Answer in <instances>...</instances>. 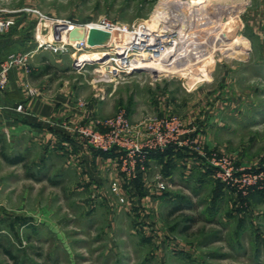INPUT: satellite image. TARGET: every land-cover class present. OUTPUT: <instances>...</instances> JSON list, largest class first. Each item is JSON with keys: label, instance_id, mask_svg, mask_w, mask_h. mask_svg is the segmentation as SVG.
<instances>
[{"label": "rangeland", "instance_id": "374dc122", "mask_svg": "<svg viewBox=\"0 0 264 264\" xmlns=\"http://www.w3.org/2000/svg\"><path fill=\"white\" fill-rule=\"evenodd\" d=\"M177 1L1 2L10 11L27 13L33 9L62 21L92 25L89 32H104L99 41L87 42L81 50L60 54L48 48L44 56L36 57L68 79L75 97L81 98L79 107L89 108L101 117L97 119L104 122L125 112L137 125L148 117L177 115L186 131L182 139L191 144L159 152L167 158L165 165L153 164L151 172L150 158L145 170L138 168L135 175L123 172L128 156L124 148L103 152L86 141L82 145L92 151L117 153V167L123 175L120 186L113 184L118 189L115 192H110V183L104 186L87 173L86 177L84 171L68 174L64 182L58 176L45 182L26 176L20 183L5 185L0 197L4 200L0 203V264H264V0L223 2L219 8L233 4L239 9L233 14L210 16L213 23L234 22V27L222 33L207 30V18L192 23L182 9H172L184 25L192 23L194 32L176 66H154L119 77L102 72L115 69L107 64L111 55L118 57L117 51L121 53L127 46H123L125 40L116 45L119 39L96 24L104 20L128 26L136 38L128 45V56L140 58L152 47L138 49L135 54L131 47L140 45H135L139 38L146 40L141 41L145 47L157 37L152 43L163 49L173 44L163 40L185 31L155 20L164 18L161 7ZM184 1L199 5L198 0ZM29 13L33 23L24 38L33 39L35 46L10 54L33 51L28 72L39 50L37 34L47 41L53 39L52 32H47L50 23L38 33L39 15ZM14 33L12 29L8 35ZM237 37L247 40L244 49L230 43ZM95 52L106 54L102 59L86 58ZM91 123L63 121L60 126L77 142L66 127ZM73 146L66 150L71 152ZM214 160L224 163L229 176H218L220 168ZM166 169L175 172L172 179ZM159 175L168 184L164 192L155 188ZM142 179L152 184L145 195L141 194Z\"/></svg>", "mask_w": 264, "mask_h": 264}, {"label": "crops", "instance_id": "0c3cea01", "mask_svg": "<svg viewBox=\"0 0 264 264\" xmlns=\"http://www.w3.org/2000/svg\"><path fill=\"white\" fill-rule=\"evenodd\" d=\"M2 7L6 8L4 4ZM3 14H11L17 24L13 28L16 34L0 36V65L20 48L28 46L33 49L35 46L33 39L24 38V34L32 28L33 16L29 12L14 10ZM44 50L35 51L34 67L29 72L21 67L13 68L8 88L0 91V197L5 185L20 183L22 177L43 179L45 182L58 176L64 182L70 173L77 171L78 175L84 171L86 177L89 175L104 186L110 183V192L118 191L113 184L117 182L120 186L123 174L117 167V153L92 151L75 142L60 126L63 121L79 125L101 117L89 108L79 107L81 98L75 97L68 79L61 72L56 73L47 61L36 57ZM30 89H37L38 94L31 95ZM20 104H24V112L17 111ZM70 145H74L73 150L68 152ZM156 155L148 162L150 170L153 164L163 166L167 162L165 155ZM177 158L175 160L178 161ZM22 169L25 171L23 176ZM42 172L44 175H39ZM166 173L172 179L175 172L166 169ZM141 185L144 189L141 194L145 195L152 184L142 179ZM0 203L4 204V200L0 199Z\"/></svg>", "mask_w": 264, "mask_h": 264}, {"label": "built area", "instance_id": "2783aa9c", "mask_svg": "<svg viewBox=\"0 0 264 264\" xmlns=\"http://www.w3.org/2000/svg\"><path fill=\"white\" fill-rule=\"evenodd\" d=\"M3 0H0V36L5 35L11 31L16 26V19L11 15H5L3 13H12V11L2 7ZM28 12L37 13L39 15V25L37 27L38 33H42L47 28H43L44 24L50 23L51 28L47 29V32H52L53 39L47 41L45 38H40L36 36V42L39 44V49H52L60 54L69 53L72 51H78L87 46L89 30L92 28V25H82L73 23L71 21H62L56 18L48 17L39 13L37 10L29 9ZM100 24H96L100 29L108 31L113 37L119 39V42H116V45L124 43L127 46L126 49H122L120 53L117 51V55H111V61L107 64L115 66V69L110 70L107 75L113 77H119L121 75H127L132 72H137L140 68L133 69L135 65V56H128L130 50L129 46L132 42L136 40L134 31H131L128 26L117 23H110L107 21H100ZM79 28L84 30L86 33V38L84 40L74 39L70 36V33L73 29ZM46 32V31H45ZM123 46H119L122 48ZM124 48V47H123ZM131 51L137 54L138 49L141 51L143 47L140 45L132 46ZM121 50V49H120ZM33 51L26 53L13 54L7 57L0 65V91H5L10 82V72L15 67H21L28 69V62L30 57H32ZM115 56V58H114ZM80 58V57H79ZM78 58V60H79ZM81 63L82 61H78ZM114 60V61H113ZM117 60L121 63H117ZM79 69L81 65L78 64ZM77 66V67H78ZM83 67V66H82ZM103 67V65H102ZM38 91L35 89H30V94L35 95ZM24 107L19 105L17 111L23 112ZM102 125L103 129L100 128ZM182 120L177 115H163V116H152L148 117L143 123L134 125L128 115L125 112L119 113L114 118H110L103 122L101 119H95L91 124H86L84 126L69 128L66 127L69 131L72 132L73 136H76L77 143L83 144L86 141L96 150L108 152L112 149H121L124 148L128 152L124 165V171L129 174H137L139 171H144V165L148 160H150L151 155L164 152L169 148H174L176 146L189 145L191 142L184 141L182 136L186 132L182 128ZM107 130V131H106ZM79 138H78V137ZM134 137H137L134 139ZM87 143V144H88ZM193 148L192 146H190ZM194 149V148H193ZM215 165L220 168L219 177L224 179L225 176H229V171L224 168L223 162L215 161ZM225 162V161H224ZM226 163V162H225ZM226 165V164H225ZM138 168L140 170L137 172ZM117 185V182L114 183V186ZM152 185L149 186V189ZM168 187V184L161 175L158 176V182L156 185V190L164 192Z\"/></svg>", "mask_w": 264, "mask_h": 264}, {"label": "bare ground", "instance_id": "6f19581e", "mask_svg": "<svg viewBox=\"0 0 264 264\" xmlns=\"http://www.w3.org/2000/svg\"><path fill=\"white\" fill-rule=\"evenodd\" d=\"M226 1H229V0H198L199 5L193 6L192 4L187 5L188 2H186L184 0H178L175 4L169 5V7H167V6L164 7L163 5H161L163 7H161V10H160L161 14L160 15H163L164 18L162 16H159L155 20L157 21V20L161 19L160 21H165V22H167V24L169 23L168 25L170 27L178 25V27H180V29H185V31L183 33H181L180 35H178L174 39L163 40V43H167V44L168 43L170 44V42L171 43L173 42L172 46L171 45H170V47L163 46V49L158 48L157 43H155V42L152 43V41L158 40L157 37H153V39H151L152 40L151 43L148 42V44L145 45V47L146 46L149 48L152 47V51H147V53H145L144 55L140 54L139 55L140 58H135L134 59L135 63H133V65H135V66L133 67V69H135V67L136 68L139 67L140 69H147V68H151L154 66H163V67L169 68L173 64L176 66V63L179 62L180 59H182V57L184 56V54L188 48L190 38L192 37V35L194 33L193 28H191L192 26H190V25H192V23H195V21L204 20L207 18L208 22L206 25L209 27V28H207V30L211 29V31H214L215 33L216 32L222 33L224 31L226 32V30L228 28L233 26V24H234L233 21H232L233 24H232V22H228V24L227 23L226 24H223V23L218 24V23L214 22L215 23L214 24L209 19L210 16H212V15L214 16V15H217L220 13L222 14L225 12H229V13L233 14V13L238 12L239 8L233 4L230 5L227 9L225 7H222V8L218 7V6H221V4L223 2H226ZM236 4H238V3H236ZM172 9H182L185 17H187L190 21H192V23L189 24L188 26L184 25L183 20L180 19V17L175 16V14H173V12H172ZM188 27H189V29H188ZM82 31H84V30H82ZM86 37L87 36L85 33L84 39ZM229 38H230V36H229ZM84 39H80V40H84ZM139 39H140L139 42L135 43V45L141 44V41H143V42L146 41L143 38H139ZM230 43L240 46V49H244L247 46L246 45L247 40L245 38H241V37H237L235 40L231 41ZM199 51H200V48H199ZM201 51H202V49H201ZM232 51H236V49H234V50L232 49ZM105 54H106L105 52L104 53H96L95 52V53H92L91 55H87V57L85 55V57L90 59V60H96L97 58L102 59L103 55H105ZM103 64H106V62H103ZM112 68H115V67H112ZM164 69H166V68H164ZM110 70H112V69H110ZM104 71L105 70H102V72H104ZM109 71H107V72H109Z\"/></svg>", "mask_w": 264, "mask_h": 264}, {"label": "water", "instance_id": "95a60500", "mask_svg": "<svg viewBox=\"0 0 264 264\" xmlns=\"http://www.w3.org/2000/svg\"><path fill=\"white\" fill-rule=\"evenodd\" d=\"M97 33V34H96ZM104 32L102 31H97V30H91L89 32V36H88V43L90 44H94L96 40L99 41L98 37H100L99 35L102 34ZM70 36L72 38H76V39H84L85 37V32L82 31L79 28H75L71 31Z\"/></svg>", "mask_w": 264, "mask_h": 264}, {"label": "trees", "instance_id": "16d2710c", "mask_svg": "<svg viewBox=\"0 0 264 264\" xmlns=\"http://www.w3.org/2000/svg\"><path fill=\"white\" fill-rule=\"evenodd\" d=\"M156 154H161V153H155V154H152L151 155V158H153L154 156H157ZM158 156H160V155H158ZM6 253L8 254V255H10L14 260H16V256L15 255H13L12 254V252L9 250V249H6ZM16 262V261H15Z\"/></svg>", "mask_w": 264, "mask_h": 264}]
</instances>
